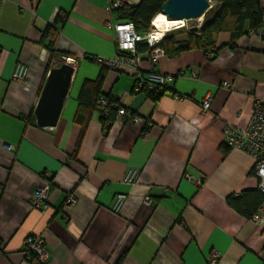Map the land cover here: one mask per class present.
Masks as SVG:
<instances>
[{
	"label": "crops",
	"instance_id": "crops-1",
	"mask_svg": "<svg viewBox=\"0 0 264 264\" xmlns=\"http://www.w3.org/2000/svg\"><path fill=\"white\" fill-rule=\"evenodd\" d=\"M112 1L142 0L0 2V264H29L28 236H40L47 252L31 264H208L211 252L217 264H264V208L258 225L226 203L257 189L253 160L224 146L225 128L245 130L254 99L264 104V37L244 34L231 44L228 32L218 33L212 59L192 49L164 53L151 66L141 54L144 78L150 71L173 77L152 100L133 91L131 68L104 70L95 61L117 52L108 24L121 21L108 10ZM58 16L63 23H55ZM62 58L73 60L70 87L55 127L40 128L34 107ZM18 63L28 70L23 81L13 79ZM102 72L98 93L143 123L125 118L104 128L95 107L82 132L77 98L83 82ZM129 170L138 172L132 185L123 182ZM41 186L48 207L38 211L30 201ZM119 195L126 198L114 211Z\"/></svg>",
	"mask_w": 264,
	"mask_h": 264
},
{
	"label": "built area",
	"instance_id": "built-area-1",
	"mask_svg": "<svg viewBox=\"0 0 264 264\" xmlns=\"http://www.w3.org/2000/svg\"><path fill=\"white\" fill-rule=\"evenodd\" d=\"M1 2V0H0ZM122 5L119 1H112L109 3L108 10L113 11L120 8ZM129 6V5H128ZM184 21L181 20L180 24L174 26L175 28H181L184 26ZM108 28L113 30L116 36V55L111 59L96 57L95 61L106 68L109 69H120L122 67L131 68L134 71V84L133 91L140 92L142 90H160L164 86L168 85L172 80V76L155 73L150 71L146 78L142 76L141 61L142 57L136 53V43L140 41H146L150 52L147 54V60L151 66L156 65L158 59L164 54L163 50L158 47V43L161 41L154 40L150 32L147 34H138L131 22H119L117 24H108ZM249 35H255L258 37H264V32L261 28L257 30H252ZM66 61L73 63V60L66 58ZM27 67L21 63L15 66L13 72V79L16 81H23L27 75ZM222 87L230 89V84L225 82ZM213 99V94H206L202 100L201 107L202 111H207L210 108ZM97 106L100 110V116L103 120V127L108 128L109 122L107 118L109 112L112 108L111 104L104 97H100L97 100ZM128 118L132 123L140 124L144 120L128 111L124 108H118L115 113V122L122 124L124 119ZM224 145L229 149H235L248 154L253 160V173L257 179V188L264 195V104L260 99H254L252 107V115L245 130H237L231 126H227L224 131ZM138 177V172L136 170H129L123 182L125 184L132 185L136 182ZM191 181H195L200 184V180H194L191 176H187ZM47 186L37 187L31 197V205L34 209L38 211L45 210L48 207L47 203ZM124 195H119L115 198L112 209L114 211H119L122 203L125 200ZM66 202L68 204L74 203V198L68 196ZM145 202L150 203L149 198H145ZM264 208V201L260 210ZM251 219L258 225L262 224V218L258 213H255ZM23 254L24 259L27 263H39L42 262L46 256L47 252L45 250L44 241L40 236H28L23 241ZM219 261V255L216 252H211L208 257V264H217Z\"/></svg>",
	"mask_w": 264,
	"mask_h": 264
},
{
	"label": "trees",
	"instance_id": "trees-1",
	"mask_svg": "<svg viewBox=\"0 0 264 264\" xmlns=\"http://www.w3.org/2000/svg\"><path fill=\"white\" fill-rule=\"evenodd\" d=\"M165 1L166 0H142L136 6L122 4L120 8L113 10V12L120 13L119 21L131 22L135 31L138 34L143 35L149 32L153 17L157 13H160L161 6ZM213 1L216 2V9L210 16L205 18L199 28H192L183 33V39L180 41H175L173 34H167L163 37L158 43V47L163 50V53L173 55L183 51L198 49L207 54L208 58L212 59L217 52L214 38L218 33L228 32L230 34V43L234 44V42L242 35L249 34L250 31L261 28L264 17V8L261 6L260 0ZM64 20L65 16H58L55 23H63ZM46 32L50 33L49 27H47ZM149 52L150 49L145 40L136 43L137 54L140 56L141 54H146L147 56ZM54 56L55 55H53V57ZM60 57L62 56H59L58 58ZM102 69L106 70L107 68L102 66ZM102 77L103 72L94 81L85 80L79 92L75 121L80 124L82 132L90 120L92 109L95 107L98 108L97 100L100 97L107 99L112 106L106 120L109 122V126L115 120L117 109L124 108L109 97L101 96L98 93ZM167 86L168 85L164 86L163 89L160 90H142L140 92L146 93L152 100H158L166 91ZM32 123H35L34 117L32 118ZM144 129H146V125ZM226 148L229 149L228 147ZM263 201L264 195L258 190V188L256 190H246L237 195H230L226 198L227 205L246 218H251L255 213H258Z\"/></svg>",
	"mask_w": 264,
	"mask_h": 264
},
{
	"label": "water",
	"instance_id": "water-1",
	"mask_svg": "<svg viewBox=\"0 0 264 264\" xmlns=\"http://www.w3.org/2000/svg\"><path fill=\"white\" fill-rule=\"evenodd\" d=\"M209 9L208 0H166L160 13L169 20L188 21L203 17ZM62 59L58 67L49 70L34 107L35 122L40 128L55 127L70 87L74 69Z\"/></svg>",
	"mask_w": 264,
	"mask_h": 264
},
{
	"label": "bare ground",
	"instance_id": "bare-ground-1",
	"mask_svg": "<svg viewBox=\"0 0 264 264\" xmlns=\"http://www.w3.org/2000/svg\"><path fill=\"white\" fill-rule=\"evenodd\" d=\"M178 24H180V21L169 20L162 13H157L151 21L152 31L150 35L154 40L160 41L163 39L165 32L172 30ZM67 62L70 63V61Z\"/></svg>",
	"mask_w": 264,
	"mask_h": 264
},
{
	"label": "rangeland",
	"instance_id": "rangeland-1",
	"mask_svg": "<svg viewBox=\"0 0 264 264\" xmlns=\"http://www.w3.org/2000/svg\"><path fill=\"white\" fill-rule=\"evenodd\" d=\"M208 2H209V5H210V9L204 14L203 17H201L199 19H192V20L184 21V26L183 27H181V28L173 27L172 30H169L168 32L164 33V37L167 34L178 35L180 32L181 33H185L187 31L191 30L192 28H199L201 26V24L203 23V21L205 20V18L210 16L213 13V11L216 9V2H214L213 0H208ZM151 31H152V27H151V24H150L149 32L151 33Z\"/></svg>",
	"mask_w": 264,
	"mask_h": 264
}]
</instances>
